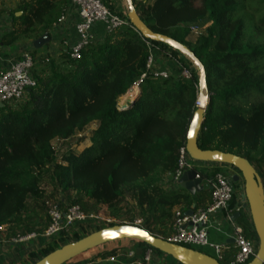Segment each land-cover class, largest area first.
<instances>
[{
  "label": "trees",
  "instance_id": "1",
  "mask_svg": "<svg viewBox=\"0 0 264 264\" xmlns=\"http://www.w3.org/2000/svg\"><path fill=\"white\" fill-rule=\"evenodd\" d=\"M200 1L199 6L194 0L133 4L153 32L186 46L204 67L209 103L197 137L199 148L245 158L259 168L264 182V0H258L262 10L255 20L244 14L243 0ZM69 2L19 0L13 9H1L8 14L10 27L0 36V54L49 35ZM116 14L125 23L111 30L97 24L103 30L101 38L83 46L77 58L68 49L57 58L51 56L44 71L32 72L34 84L19 105L0 106L1 240L41 234L49 222V203L58 192L85 214L97 215L104 208L111 217L118 215L127 192L141 226L162 238L171 230L174 208L186 212L211 202L209 188L194 197L179 185L164 186L173 181L178 150L186 143L198 91L195 69L189 79L156 75L157 55L177 60L180 53L143 38L127 16ZM150 53L153 69L146 67ZM133 86L135 96L119 100ZM85 131L89 145L81 151L69 146L59 154L53 147L54 140ZM49 182L51 193L46 191ZM239 213L235 223L246 238H254L250 215ZM63 241L59 235L46 247L29 252L27 263L37 262ZM131 243L133 260L151 249L157 258L180 264L142 241ZM124 249L103 250L95 258L123 254Z\"/></svg>",
  "mask_w": 264,
  "mask_h": 264
},
{
  "label": "built area",
  "instance_id": "2",
  "mask_svg": "<svg viewBox=\"0 0 264 264\" xmlns=\"http://www.w3.org/2000/svg\"><path fill=\"white\" fill-rule=\"evenodd\" d=\"M70 2L76 7L78 18L74 24L76 38L67 48L72 58H77L81 48L95 39L92 33L93 26L103 24L105 30H111L125 23V20L110 9L108 5H105L102 0H70ZM63 19L64 14L59 18L58 22ZM191 28L192 32L196 34V27L192 26ZM20 49L18 57L11 61L4 70L0 71V102L2 104L5 103L11 106L19 105L26 98L28 89L34 84L32 72L35 71V65L38 60L40 59L43 66H46L49 58L52 56L49 53L50 51L44 57H40L37 54L38 49H28L26 47H21ZM153 66L154 57L150 53L147 58L146 67L153 69ZM192 69H195L193 65L183 66L180 76L186 79L191 78ZM154 73L163 77L167 76V73L161 70H155ZM198 105L199 102L196 96L195 106ZM198 165H201L204 170L208 171H213L214 167L217 166L216 163L192 159L188 155L185 146L180 147L178 150L177 167L173 176L174 182L178 184V179L186 171L200 172V169L197 168ZM210 180V204L206 208L192 210V214L190 215L182 210H175L171 224L172 232L164 239L195 250H203L201 252L211 250L214 254L213 257L219 262L246 264L255 255L259 241L256 234L252 239L246 238L241 227L235 222H231L230 216L227 217L231 222L233 247L229 249L227 245L216 243L209 239L210 230L216 231L220 225L215 214L223 212V210L225 211L230 201L235 199L237 202L236 212H240L241 210L249 214L247 204L244 205L246 199L243 197V182L239 183L240 180H238L232 186L228 182L227 175L220 171L211 175ZM48 217L49 222L47 227L41 234L30 233L25 236H15L9 240L0 239V246L19 245L39 237L44 239L45 243H49L57 235L64 238L70 237L72 228L88 225L92 221L99 226L102 225L101 227L113 224H131L142 227L141 219H116L109 216L102 218L96 214H85L78 205L67 203L64 200H61V207L55 204L49 206ZM122 255L119 253L108 256L98 262L99 264H158L154 259L157 257L151 249L145 250L142 256L135 260H133V250L126 252V260L120 258ZM85 264H93V262L91 261ZM260 264H264V260Z\"/></svg>",
  "mask_w": 264,
  "mask_h": 264
},
{
  "label": "water",
  "instance_id": "3",
  "mask_svg": "<svg viewBox=\"0 0 264 264\" xmlns=\"http://www.w3.org/2000/svg\"><path fill=\"white\" fill-rule=\"evenodd\" d=\"M125 2L129 23L143 38L166 44L187 57L193 64L198 76L197 101L199 105L195 106L192 119L188 126L185 149L188 155L194 160L228 164L238 170L239 174H233L231 180L236 182L240 180V177L242 179L244 187L243 197L246 199L244 205L247 204L249 208L253 229L259 241L255 255L246 264H260L264 260V188L262 179L253 165L241 156L229 152L203 150L199 148L197 137L204 120V109L209 103L203 65L186 46L166 35L153 32L140 18L133 4V0H125ZM49 39V35L44 33L40 37L32 40L30 46L35 50L40 49L49 42ZM202 99L203 103H201ZM0 106H2L1 102ZM201 181L202 178L197 172L186 171L180 176L177 183L180 187L194 195L196 190H202ZM186 213L190 215L192 214V210H188ZM239 214V212H236L234 219ZM125 228L135 229V231L125 232L123 231ZM122 239L142 241L148 246L162 252L164 255L173 258L180 264H223L204 252L169 242L160 236L153 235L143 227L131 224H113L101 227L77 240L63 243L33 264H66L71 259L88 250L96 249L107 242Z\"/></svg>",
  "mask_w": 264,
  "mask_h": 264
},
{
  "label": "crops",
  "instance_id": "4",
  "mask_svg": "<svg viewBox=\"0 0 264 264\" xmlns=\"http://www.w3.org/2000/svg\"><path fill=\"white\" fill-rule=\"evenodd\" d=\"M18 1L19 0H0V10L5 9L8 11L10 9H13L16 6ZM107 2H108V6H110L114 12H119L122 15L127 16V6H126L125 0H116L115 3L113 2V0H107ZM15 14L19 15L20 13L16 12ZM8 17L9 16L6 13V11L0 12V25L5 23L8 20ZM77 19H78L77 18V9L71 2H69L68 7L66 8V11L64 13V19L60 22H57L56 24H54L50 28V30H49V38H50L49 42L47 44H45L41 48V50L37 51V54L40 57H44V55L50 51L49 53L52 54V57L57 58V56L61 52L66 50L68 48V46L76 38L74 24H75ZM4 26H5L4 28H2L0 26V36L5 31H8V29L10 27L9 21H7V24ZM92 33H93L94 38H97V39L101 38L103 35L102 27L99 25L93 26ZM30 43H31L30 41L27 43L25 42L24 44L18 43L14 49L4 50L0 54V71L4 70L11 61H13L14 59H16L18 57L19 51L21 50L20 49L21 47H28V48L30 47V49H32V47L30 46ZM185 63H186L185 58H182L180 55L177 56V60L176 59H168L163 55H157L156 61H155V68L160 69V70H164V69L168 70L169 74H172V73L178 74L179 69H180V64L184 65ZM41 70L44 71L45 66H43L42 61L39 59L35 65V72H42ZM215 168L216 167H214V169ZM223 168L228 169V172L232 173V175L236 174L234 171H230L231 169L229 168V166L224 165ZM211 171L200 170V172H198L202 178V181H201L202 190L207 189V188L210 189V187H211L210 176H208V174H210ZM231 185L234 186L235 184H231ZM202 190H196L194 197L196 195H199L198 193L201 192ZM199 198H201V197L199 196ZM200 208H198V209H200ZM236 209H237V202L234 199V200L229 202L225 211L223 210V212L215 214V217L220 222V225H219L218 230H216V231L210 230L209 239L211 241L216 242V243H220V244H225L229 247V249H231L233 247L231 222H235L236 218L234 219V214L236 213ZM175 210H181V207H176V208H174V211ZM227 216L231 217V219H230L231 222L228 220ZM26 249H27V244H25V243L19 244V245H9V246L1 245L0 246V264H6V262H8V261L12 262L9 259H10V257L14 256V253L20 252V253H23L25 255L27 253ZM98 261H100V260H97L96 262H94V261H92V262H93V264L94 263L99 264ZM13 263L14 262H12V264Z\"/></svg>",
  "mask_w": 264,
  "mask_h": 264
},
{
  "label": "rangeland",
  "instance_id": "5",
  "mask_svg": "<svg viewBox=\"0 0 264 264\" xmlns=\"http://www.w3.org/2000/svg\"><path fill=\"white\" fill-rule=\"evenodd\" d=\"M115 1L116 0H113V2L115 3ZM102 2L105 4V5H108V2H107V0H102ZM243 2H244V5H245V13L244 14H247V15H249V14H251L250 16L255 20L257 17H258V15L260 14V11L262 10V5H260L259 4V1L258 0H243ZM194 3H195V5L196 6H199L200 4H201V1L200 0H194ZM2 21V20H1ZM3 22V21H2ZM7 24V21L5 22V23H3L2 25H0L2 28H4L5 26L4 25H6ZM198 26H199V29L201 30L203 27H204V24L203 23H200V24H198ZM192 40H194V36H192V38H191ZM27 42H29V41H27ZM26 42V43H27ZM21 44H24L25 43V41H24V43L23 42H20ZM16 47V46H15ZM14 47V48H15ZM43 47V46H42ZM41 47V48H42ZM13 48V49H14ZM26 48H28V47H26ZM41 48L40 49H38V50H41ZM8 50H11V48H7ZM28 49H30V47L28 48ZM180 56L182 57V58H185V60H186V63L184 64V65H181L180 64V69H179V75H180V73L182 72V70H183V66H185V65H193L190 61H189V59L187 58V57H185L184 55H182V54H180ZM160 70V69H159ZM161 71H165L166 73H167V76L169 75V72H168V70H161ZM196 72V71H195ZM173 74V73H172ZM137 90V86H133L132 88H131V90H129L127 93H125L124 95H122L120 98H119V100H121V101H124V100H127V99H130V98H133L134 96H135V92H137L136 91ZM94 126V125H93ZM92 126V127H93ZM53 147L56 149V151L59 153V154H61L64 150H66L69 146L72 148V149H74L75 151H81L84 147H86V146H88L89 145V138H88V134H87V132L85 131L83 134H77V135H75V136H73V137H71L70 139H67V140H54L53 141ZM264 164V163H263ZM230 166V165H228V164H217V166H216V169L217 168H221L220 169V172H222L223 174H225V175H227V177H228V182L230 183V184H235V182L234 181H232L231 180V177H232V173H230V172H228V169H225V168H223V166ZM253 167L255 168V170L257 171V172H259V168L254 164L253 165ZM197 168L198 169H200V170H202V171H204V168L201 166V165H198L197 166ZM231 170L230 171H234L231 167H229ZM236 172V171H235ZM208 173V172H207ZM239 174V173H238ZM231 175V176H230ZM165 181V180H164ZM262 182H263V180H262ZM239 183H242V179H241V177H240V182ZM170 185H173V186H175V188H177L178 186V184H176L175 182H174V180L171 182V183H169L168 185L167 184H165L164 186H165V188H167L168 186H170ZM263 188H264V182H263ZM52 190H53V186H52V184L49 182L48 183V186L46 187V191H47V193H51L52 192ZM57 194V196L56 197H54L53 199H52V201H50V203H49V206L50 205H52V204H55V205H57L56 203H61V200H62V195H61V192H58V193H56ZM125 196H124V201H123V203L121 204V206H120V209H119V211H118V215L117 216H115L114 218H116V219H119V218H125V219H127V220H131V219H133V218H137V219H141L140 218V216H138L137 214H136V211H135V209H134V204H133V201L131 200V198H130V195L127 193V192H125V194H124ZM65 202H67V203H69L68 201H66V200H64ZM108 211H104V208H101L100 209V211L98 212V216H100V217H106V216H108ZM109 217H111V216H109ZM131 217H133V218H131ZM102 226V225H101ZM101 226H99L98 224H95V222H90V224H88V225H85V226H80L79 228H76V227H74V228H72V230H71V232H70V237L68 236V237H66V238H64V243H68V242H72V241H74V240H77V239H79V238H81V237H83V236H85V235H87V234H89V233H91V232H93V231H95V230H97V229H99V227L101 228ZM172 231L170 230V232H169V234L171 233ZM76 233V234H75ZM168 234V235H169ZM58 236L59 235H57V236H54V238L55 239H57L58 238ZM53 238V239H54ZM66 239V240H65ZM131 241L132 240H127V239H122V240H115V241H111V242H107V243H104V244H102V245H100L98 248H96V249H92V250H88V251H86V252H84V253H82L81 255H79V256H77V257H75V258H73V259H71L69 262H67L66 264H85V263H88V262H91V261H94V262H96L97 260H102V258L100 257H97V258H95L96 256H97V254L99 253V252H101V251H103V250H109V249H112V248H115V247H118V246H124L126 249H124L123 251H121V252H123V255H122V257H124L125 258V260H126V257H125V253L127 252V251H129V250H133V244L131 243ZM45 240L44 239H42V238H37V239H33V240H29V241H27L25 244H27V249H26V254L24 255L23 253H20V252H18V253H14V256L13 257H10V259L9 260H11L12 262H14L15 264H28L27 263V255L29 254V252H37L38 250H40V249H42L43 247H46L47 245H48V243H45ZM18 245V244H17ZM187 247V246H186ZM193 247V246H192ZM195 248V247H194ZM201 251H203V250H201ZM204 253H206V254H208V255H210V256H214V254H213V252L211 251V250H205L204 251ZM155 259V262L156 263H158V264H169L168 263V261H166V259L165 258H163V257H160V258H154ZM168 259V258H167ZM13 263V264H14Z\"/></svg>",
  "mask_w": 264,
  "mask_h": 264
},
{
  "label": "snow or ice",
  "instance_id": "6",
  "mask_svg": "<svg viewBox=\"0 0 264 264\" xmlns=\"http://www.w3.org/2000/svg\"><path fill=\"white\" fill-rule=\"evenodd\" d=\"M201 103H203V99H202ZM123 231H125V232H133V231H135V229L125 228V229H123Z\"/></svg>",
  "mask_w": 264,
  "mask_h": 264
}]
</instances>
